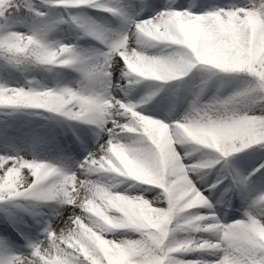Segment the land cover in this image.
<instances>
[{"label":"snow or ice","instance_id":"snow-or-ice-1","mask_svg":"<svg viewBox=\"0 0 264 264\" xmlns=\"http://www.w3.org/2000/svg\"><path fill=\"white\" fill-rule=\"evenodd\" d=\"M0 264H264V0H0Z\"/></svg>","mask_w":264,"mask_h":264}]
</instances>
